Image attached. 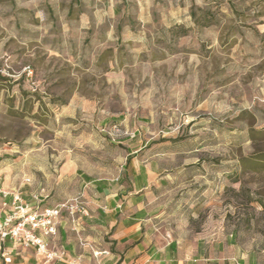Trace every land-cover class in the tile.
Wrapping results in <instances>:
<instances>
[{
  "label": "rangeland",
  "instance_id": "rangeland-1",
  "mask_svg": "<svg viewBox=\"0 0 264 264\" xmlns=\"http://www.w3.org/2000/svg\"><path fill=\"white\" fill-rule=\"evenodd\" d=\"M147 143L264 263V0H0L1 196L67 202Z\"/></svg>",
  "mask_w": 264,
  "mask_h": 264
},
{
  "label": "crops",
  "instance_id": "crops-1",
  "mask_svg": "<svg viewBox=\"0 0 264 264\" xmlns=\"http://www.w3.org/2000/svg\"><path fill=\"white\" fill-rule=\"evenodd\" d=\"M155 146L147 143L131 150L129 161L115 176L86 174L79 181L80 187L67 201L79 198L87 215L62 216L58 234L50 242L65 258L50 264H264L240 248L235 234L219 227H194L202 194L186 184H196V179L166 173L163 160L171 155ZM70 171L66 165L64 172ZM9 193L6 198L0 195L4 214L12 209L16 194L33 208L64 203L45 204L41 196ZM6 249L12 253L11 264L44 262L35 249L10 240Z\"/></svg>",
  "mask_w": 264,
  "mask_h": 264
},
{
  "label": "built area",
  "instance_id": "built-area-1",
  "mask_svg": "<svg viewBox=\"0 0 264 264\" xmlns=\"http://www.w3.org/2000/svg\"><path fill=\"white\" fill-rule=\"evenodd\" d=\"M1 194L4 198L10 195L7 191H1ZM12 206L7 214L0 211V264L12 263V253L6 249L8 240L35 249L36 254L43 257V264L63 261L65 253L55 250L50 239L58 234L59 223L65 213L74 219L77 214L87 215L86 205L79 198L53 208H33L23 201L20 194H16ZM99 255L101 253H96Z\"/></svg>",
  "mask_w": 264,
  "mask_h": 264
}]
</instances>
